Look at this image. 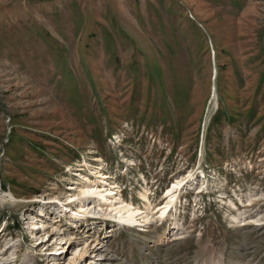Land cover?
<instances>
[{"label": "rangeland", "instance_id": "rangeland-1", "mask_svg": "<svg viewBox=\"0 0 264 264\" xmlns=\"http://www.w3.org/2000/svg\"><path fill=\"white\" fill-rule=\"evenodd\" d=\"M71 162L103 166L126 199L142 171L155 206L158 184L182 194L196 179L178 175L204 168L209 196L200 214L180 194V230L154 227L155 247L65 210ZM222 239L228 264H264V0H0V264H99L103 245L123 264H193Z\"/></svg>", "mask_w": 264, "mask_h": 264}, {"label": "bare ground", "instance_id": "bare-ground-1", "mask_svg": "<svg viewBox=\"0 0 264 264\" xmlns=\"http://www.w3.org/2000/svg\"><path fill=\"white\" fill-rule=\"evenodd\" d=\"M95 161L99 163L102 161V159L99 156H96ZM84 163L86 167H88L89 169L90 167L88 166L87 162ZM92 168L94 169H89V171L91 172L89 173V175L83 174L82 172V171H86L87 170L86 168H83V170L82 168L76 170L77 173L75 174L77 175L79 174L78 175L79 177L82 176L80 177L82 181L79 183L75 182L74 183L75 185L70 187V190H74L75 193L72 195L69 194L66 197V202H67L66 204H69L75 208L73 209L70 206H68L65 207V210L67 208H70L68 210L70 212L72 211L71 213L74 215L76 221L78 220L82 221V223L87 228L88 225L92 224L87 221L90 218L92 219L102 218L104 220L110 219L114 221L118 220L121 221L122 223L124 222L125 224L123 223V225L127 226V228L122 229L125 232L129 230L137 229L139 232L143 231V233H148L154 229V225H155L154 223L158 221H160V223H164V221L170 219L173 222L171 223L165 222L166 224L169 223L168 229L180 230L179 228L180 226L178 223L179 219L174 213L177 212L178 205L181 206L179 196L181 194L180 192L182 191V186L184 184L182 181L177 180L176 182L170 183L169 185L171 186L170 187L168 186L163 191L164 194L161 200L162 204H158L156 206L153 205V203L150 201L148 196H146L147 194H145V192H139V194L137 195V197L139 198V200L142 201V203H134L133 200L125 201L124 199H119L120 201L117 202L116 198L113 196H115V194L117 195L118 194L117 192L120 189L116 186L115 182H110L111 180H108L111 179L110 174L104 172L103 166L101 167L100 165H97L95 167L92 166ZM199 188H202L200 189V191L205 190L203 189V185L199 186ZM116 190L117 192H115ZM87 199L88 201H86ZM49 203H51L52 205L60 204L59 206L60 208L64 207L62 205V202L56 196L51 197V201ZM140 204H143V206H140ZM61 213L62 212L60 211V215ZM32 220L35 219L32 218ZM43 222L42 220H36L35 222L36 228L35 229L33 228L32 230L39 231L41 229H45ZM54 222H56V219L52 220V223ZM70 223L72 224L73 227H76L72 220H70ZM147 226L149 227L148 231L147 229H143V228H147ZM241 226H243V224ZM151 233L154 234V238H155V240L152 241L153 246L156 247L160 245V242L162 241L160 239V235H157V233L155 234L153 231H151ZM35 237L36 236H33L32 239H35ZM183 238L184 237H180L175 240H181ZM59 240L61 241V239ZM42 242L44 241H39V246L42 245L41 244ZM200 243L201 242L197 243L198 248L195 252L193 264H228L227 260L229 258H228L226 239H222V243L219 246H217V248L215 249L208 248L206 245L203 244V242L202 244ZM92 253H94V257L100 258L101 261L99 262V264H123L117 258L110 256L107 247H105L104 245L97 248ZM50 255L51 254H48L47 259H49ZM79 255L80 257H83L84 252L80 253ZM237 255L238 258L234 260L236 264H248V263H244V257L241 251H238ZM143 264H151V263L145 262Z\"/></svg>", "mask_w": 264, "mask_h": 264}, {"label": "built area", "instance_id": "built-area-1", "mask_svg": "<svg viewBox=\"0 0 264 264\" xmlns=\"http://www.w3.org/2000/svg\"><path fill=\"white\" fill-rule=\"evenodd\" d=\"M105 166H107V164H105ZM77 169V166H74V167H72V164H71V166H69V168L66 170V172L67 173H70V175L71 176H73L74 175V173H75V170ZM159 170H161L160 168H158ZM158 170V171H159ZM189 172H191L190 170H189ZM188 172V173H189ZM186 176V175H185ZM195 179L198 181V182H201L202 180H203V174H200V176H199V178H197V176H195ZM150 182V181H149ZM158 186L160 187L159 188V190L161 189V185L160 184H158ZM158 187H156V188H154L152 191H148V193H147V196H149V197H153L154 195H155V193H156V189H157ZM130 190H132V189H130ZM133 191V190H132ZM189 192V191H188ZM130 193H132L131 191H130ZM196 196H198L199 198H201V196H200V194H196ZM129 198H131V196L129 197ZM168 222V221H167ZM166 222V223H167ZM165 223V227L167 226V224ZM156 225H159V227L160 228H162V226H160V221H158L155 225H154V227H155V229H156ZM143 229H147V228H143ZM148 230V229H147ZM146 231V230H145ZM143 232V231H142Z\"/></svg>", "mask_w": 264, "mask_h": 264}]
</instances>
